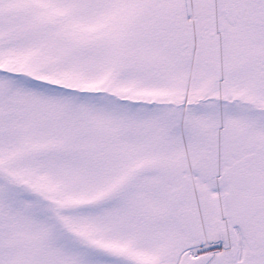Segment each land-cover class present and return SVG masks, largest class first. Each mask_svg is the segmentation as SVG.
<instances>
[{
    "label": "snow or ice",
    "instance_id": "snow-or-ice-1",
    "mask_svg": "<svg viewBox=\"0 0 264 264\" xmlns=\"http://www.w3.org/2000/svg\"><path fill=\"white\" fill-rule=\"evenodd\" d=\"M0 264H264V0H0Z\"/></svg>",
    "mask_w": 264,
    "mask_h": 264
}]
</instances>
